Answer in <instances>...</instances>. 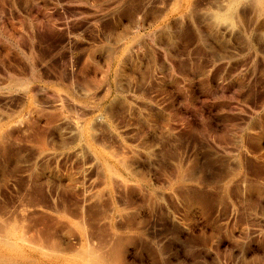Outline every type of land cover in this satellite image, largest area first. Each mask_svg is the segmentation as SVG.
I'll return each mask as SVG.
<instances>
[{"label": "rangeland", "instance_id": "rangeland-1", "mask_svg": "<svg viewBox=\"0 0 264 264\" xmlns=\"http://www.w3.org/2000/svg\"><path fill=\"white\" fill-rule=\"evenodd\" d=\"M234 1L0 0V229L26 232L21 264L120 237L122 264H264V18L242 0L222 20Z\"/></svg>", "mask_w": 264, "mask_h": 264}, {"label": "bare ground", "instance_id": "bare-ground-1", "mask_svg": "<svg viewBox=\"0 0 264 264\" xmlns=\"http://www.w3.org/2000/svg\"><path fill=\"white\" fill-rule=\"evenodd\" d=\"M241 1L242 0H236V1H234V2H232L230 5H229V7L227 8L228 10H227V13H225L224 14V16L223 17H221V19L222 18H224V19H227V20H229V19H231V17H233V15H234V13L236 12L237 13V10H238V8H239V6H240V4H241ZM243 1H245L247 4H249V6L251 5L252 7H253V10H254V12H256V14H258L259 15V17H263L264 18V0H243ZM241 9V8H240ZM240 9L238 10L239 12H240ZM251 9V8H250ZM176 10V9H175ZM240 14V13H239ZM236 15V14H235ZM219 16V15H218ZM222 16V15H221ZM220 17V16H219ZM234 18V17H233ZM218 19V18H217ZM262 19V18H261ZM218 20H220V18L218 19ZM223 20V19H222ZM232 20V19H231ZM226 21V20H225ZM263 28H264V26H263ZM262 28V29H263ZM261 31V30H260ZM263 31V30H262ZM263 33V32H262ZM264 36V35H263ZM32 76V75H31ZM33 79H35V77H34V75H33V77H32ZM30 80V79H29ZM29 80H25V81H18V82H15L12 86H13V88H15V89H17V90H23V89H28L29 88V86L31 85V81H29ZM10 89V88H9ZM12 90V89H11ZM14 90V89H13ZM63 146H65V145H63ZM36 156V155H35ZM42 157V156H41ZM11 158V157H10ZM28 167V166H27ZM42 170V169H41ZM45 171H46V169H45ZM108 171H109V169H108ZM110 172V171H109ZM26 173V172H25ZM47 174V173H46ZM32 177H33V174H32ZM10 178V177H9ZM16 178V177H15ZM37 178V177H36ZM40 178V177H39ZM47 179V178H46ZM9 180V179H8ZM17 180V179H16ZM15 181V180H14ZM41 182V181H40ZM46 182V181H45ZM50 181H48V183H49ZM51 183V182H50ZM37 184V183H36ZM42 184V183H41ZM43 184H45V183H43ZM42 184V185H43ZM41 185V186H42ZM25 186V185H24ZM27 186H29V185H27ZM37 186H39V185H37ZM73 187V186H72ZM24 188V187H23ZM21 189H22V187H21ZM43 189V188H42ZM30 190V189H29ZM38 190V189H37ZM36 190V192H38ZM17 191V190H16ZM66 191V190H65ZM40 192H42V191H39V193ZM67 192V191H66ZM70 193V192H69ZM23 195V194H22ZM25 195V194H24ZM40 195V194H39ZM22 197V196H21ZM28 197V196H27ZM38 197V196H37ZM40 197H42V196H40ZM23 198V197H22ZM24 200H25V198H23ZM42 199V198H41ZM19 200V199H18ZM27 200V199H26ZM22 202H23V200H22ZM20 203H21V199H20ZM24 204H26L25 202H24ZM31 204V203H30ZM22 206H23V203H22ZM25 206V205H24ZM28 208V207H27ZM35 209V208H34ZM23 210V209H22ZM29 210H31V209H29ZM21 212V211H20ZM29 212V211H28ZM23 214V213H22ZM3 216V215H2ZM4 217H6V216H4ZM24 217V216H23ZM0 218H2V217H0ZM15 218V217H14ZM17 218V217H16ZM32 218V217H31ZM14 220H16V219H14ZM2 221H5V220H2ZM13 221V220H12ZM18 221H19V219H18ZM7 223H8V221H6ZM16 222V221H15ZM21 223V222H20ZM6 224V223H5ZM30 224V223H29ZM3 225V224H2ZM1 225V226H2ZM15 225V224H14ZM17 225V224H16ZM0 226V227H1ZM3 226H6V225H3ZM12 226V225H11ZM11 226H9V227H2V228H4L5 230H2V229H0V232H1V230H2V232H3V235L1 234V236H0V246L4 249V250H11L10 252L12 253V252H14V251H16L17 249L19 250V242H21V244L23 243V244H25V245H30V244H32V243H28L27 241H25L24 240V238H25V234H26V232H25V234L22 236V235H19V233L17 232L18 230L16 229V227L14 228V227H11ZM81 227V226H80ZM43 229V228H42ZM84 229H85V227H84ZM17 230V231H16ZM37 230H38V228H37ZM26 231V230H25ZM31 231V230H30ZM48 231V230H47ZM50 231V230H49ZM20 232V231H19ZM35 234V233H34ZM33 234V235H34ZM41 237V236H40ZM47 237V236H46ZM34 238H35V236H34ZM121 238V237H120ZM119 238V239H120ZM38 239V238H37ZM47 239H48V237H47ZM86 239V238H85ZM119 239H117V240H115V238H114V241L113 242H115V243H111L110 241V243L113 245H111V247H109V246H107V248H109L108 250H102V251H95L94 249L92 250V248L93 247H84L82 250L80 249H78V253L77 252H75L74 250H72V251H74L75 253H77V254H74L73 256H75V258H73V257H69V255L68 256H66V255H63V253L62 254H60V253H58L60 250L58 249V248H56L57 246L55 245H52L53 243H51V246H50V248L53 246V248L54 249H52V251L50 252L49 250V255H48V257H49V259L50 258H52L53 260L54 259H59V260H62V261H64V263H65V261L66 260H71V259H73L72 260V262L74 263V264H122V263H120V260L122 259L121 258V256H119L120 255V253H119V248H118V244H120V241H119ZM90 240V239H89ZM89 240H88V242H89ZM121 240V239H120ZM43 241H45V240H43ZM48 241V240H47ZM49 241H51V240H49ZM84 241V240H83ZM124 241V240H123ZM126 241V240H125ZM33 242H34V239H33ZM85 242V246H86V241H84ZM36 243H37V241H36ZM36 243H33V244H36ZM41 243V242H40ZM45 243V242H44ZM55 243V242H54ZM39 244V243H38ZM43 244V243H42ZM41 244V245H42ZM57 244V243H56ZM79 244V243H78ZM88 244V243H87ZM109 244V243H108ZM123 244V243H122ZM40 245V244H39ZM44 245V244H43ZM81 245V244H80ZM89 245V244H88ZM44 246H46V244L44 245ZM43 246V247H44ZM90 246V245H89ZM1 247H0V249H1ZM30 247V246H29ZM36 247L38 248V246H35V249H36ZM47 247L48 248H46V247H44L43 248V250L44 249H49V246L47 245ZM21 248V247H20ZM25 248V247H24ZM28 248V247H27ZM33 248V247H32ZM41 248H42V246H41ZM41 248H39V249H41ZM55 248L56 249H58L59 251L57 252L56 250H55ZM62 248V247H61ZM16 249V250H15ZM121 249H122V246H121ZM38 250V249H37ZM42 250V249H41ZM62 250V249H61ZM99 250H100V248H99ZM63 251V250H62ZM69 251V250H68ZM71 250L69 251V253L70 252H72ZM80 251V252H79ZM2 251H0V253H1ZM19 252V251H18ZM17 252V253H18ZM21 253H23L22 252V250L20 251ZM45 252H47L46 250H45ZM65 252H67V251H65ZM73 252V253H74ZM7 253H8V251L6 252V255H7ZM10 253V254H11ZM15 253V252H14ZM13 253V254H14ZM17 253H15V254H17ZM37 253V252H36ZM68 253V252H67ZM73 253H70L71 255L73 254ZM4 254H5V252H4ZM9 254V253H8ZM41 254H42V252H41ZM12 255V254H11ZM11 255H8V256H4L3 255V253H2V255H0V264H21L20 262L22 261H19L16 257L18 256V254L15 256L14 255V258H12L11 257ZM20 255V254H19ZM22 255V254H21ZM24 255V254H23ZM10 256V257H9ZM38 256H39V254H38ZM21 257V259H23V260H25L22 256H20ZM26 257V256H25ZM16 258V259H15ZM27 258V257H26ZM29 258V257H28ZM41 258V257H40ZM46 258V257H45ZM27 260V262H28V259H26ZM44 260V259H43ZM52 260V262H51V264L52 263H54V261ZM57 260H56V262H57ZM30 261H32V260H30ZM35 261V260H34ZM38 262V261H37ZM36 262V263H37ZM48 262V261H47ZM71 262V261H70ZM70 262H68V264L70 263ZM23 263H25L24 261H23ZM22 263V264H23ZM62 263V262H61ZM60 264V263H59Z\"/></svg>", "mask_w": 264, "mask_h": 264}]
</instances>
